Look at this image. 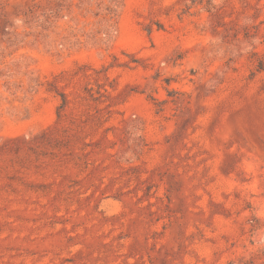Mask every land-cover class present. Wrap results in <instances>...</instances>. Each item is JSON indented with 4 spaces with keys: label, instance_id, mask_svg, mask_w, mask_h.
Here are the masks:
<instances>
[{
    "label": "rangeland",
    "instance_id": "1",
    "mask_svg": "<svg viewBox=\"0 0 264 264\" xmlns=\"http://www.w3.org/2000/svg\"><path fill=\"white\" fill-rule=\"evenodd\" d=\"M0 264H264V0H0Z\"/></svg>",
    "mask_w": 264,
    "mask_h": 264
},
{
    "label": "trees",
    "instance_id": "2",
    "mask_svg": "<svg viewBox=\"0 0 264 264\" xmlns=\"http://www.w3.org/2000/svg\"><path fill=\"white\" fill-rule=\"evenodd\" d=\"M204 1H205V0H193L194 3H197V2L202 3V2H204Z\"/></svg>",
    "mask_w": 264,
    "mask_h": 264
}]
</instances>
